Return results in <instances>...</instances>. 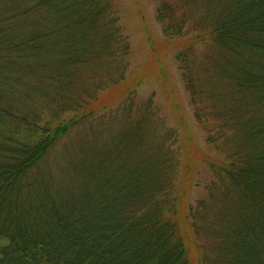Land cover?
I'll return each mask as SVG.
<instances>
[{"label": "trees", "instance_id": "1", "mask_svg": "<svg viewBox=\"0 0 264 264\" xmlns=\"http://www.w3.org/2000/svg\"><path fill=\"white\" fill-rule=\"evenodd\" d=\"M154 1L204 148L114 0H0V264H264V0Z\"/></svg>", "mask_w": 264, "mask_h": 264}, {"label": "rangeland", "instance_id": "2", "mask_svg": "<svg viewBox=\"0 0 264 264\" xmlns=\"http://www.w3.org/2000/svg\"><path fill=\"white\" fill-rule=\"evenodd\" d=\"M114 2L120 15L121 26L129 38L132 52L129 76H137L144 70L149 72L138 90L137 101L141 103L152 99L153 104L163 116L165 115L169 125L177 127L171 100L163 84V73L161 74L162 71L158 67L150 65L152 61L150 54H153L154 50H156L160 55L161 63L166 68L173 94L176 96L180 111L185 116L190 132L194 134L197 143L204 148L203 134L192 118V110L180 81V75L176 69L173 55L171 52L163 51L159 45L164 43V38L161 35L159 25L154 19L155 1L136 0V3L133 0H114ZM207 178L201 173L198 182H204ZM199 194L201 195L202 193L198 191L190 194L189 201L191 204L194 203L193 201Z\"/></svg>", "mask_w": 264, "mask_h": 264}]
</instances>
